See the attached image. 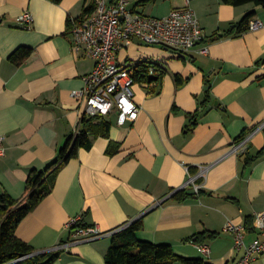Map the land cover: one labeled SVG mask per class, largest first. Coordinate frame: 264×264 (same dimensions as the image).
Masks as SVG:
<instances>
[{
	"label": "crops",
	"instance_id": "0c3cea01",
	"mask_svg": "<svg viewBox=\"0 0 264 264\" xmlns=\"http://www.w3.org/2000/svg\"><path fill=\"white\" fill-rule=\"evenodd\" d=\"M90 1L0 0V136L6 146L0 155V195L22 197L30 170L45 168L79 128L82 107L72 92L84 87L95 62L75 52L68 21L80 17ZM129 1L133 10L152 16H165L186 3ZM190 3L209 38L198 48L207 45L208 51L181 58L136 39L119 52L121 61L162 64L166 71L159 91L149 95L147 86L136 84L135 98L142 106L138 119L119 124L117 113H111L109 137L96 138L62 166L52 192L17 227V236L36 250L69 240V220L83 214L85 223L101 231L142 218L139 239L171 244L184 257L213 264H234L242 257L234 234L224 228L229 221L246 226L249 218L255 227L256 213L264 211V128L241 153L230 149L264 122V6ZM27 10L33 15L28 27L19 19ZM252 10L251 22L262 21L260 29L210 41ZM20 46L32 47L33 53L17 65L10 56ZM201 103L207 110L194 122L191 116ZM251 156L255 159L247 165ZM201 166L209 170L200 194L175 200L173 192ZM206 230L218 235L196 241ZM258 235L255 227L247 241ZM111 241L109 234L72 244L52 264H105ZM199 243L210 246L209 254L198 250ZM254 264H264V254Z\"/></svg>",
	"mask_w": 264,
	"mask_h": 264
},
{
	"label": "built area",
	"instance_id": "2783aa9c",
	"mask_svg": "<svg viewBox=\"0 0 264 264\" xmlns=\"http://www.w3.org/2000/svg\"><path fill=\"white\" fill-rule=\"evenodd\" d=\"M19 19L28 27L33 22V15L27 10ZM262 26V21L253 20L250 30H258ZM70 32L75 52L95 62L93 70L84 76V87L72 92L82 107V116L108 117L116 112L119 124L137 120L142 112V106L135 98V85L152 84L136 79L135 65L138 60H119L118 54L122 49L138 39L146 44L164 46L181 58L189 57L196 50L202 53L208 51L207 45L198 48L200 43L207 40V36L190 0H186L183 7L174 8L165 16H152L133 10L129 0H97V6L92 13L84 19L72 20ZM156 72L154 66L148 71L151 76ZM263 128L264 122L254 130L246 132L233 142L230 152L239 154L244 151L253 134ZM5 151L4 136H0V155ZM208 170V166H201L197 173L189 174L186 182L173 194L189 188L199 195ZM82 221L83 214L72 217L67 224L72 231L70 239L52 249L68 250L72 244L93 241L118 230L115 228L101 231L95 225H79ZM255 227L258 228L259 235L248 242L249 232L246 226L232 221L225 225L224 230L235 236V250L244 251L234 264H254L257 257L264 254V211L256 213ZM197 247L204 255L210 252L207 243H199ZM26 257L21 256L8 264H17Z\"/></svg>",
	"mask_w": 264,
	"mask_h": 264
},
{
	"label": "trees",
	"instance_id": "16d2710c",
	"mask_svg": "<svg viewBox=\"0 0 264 264\" xmlns=\"http://www.w3.org/2000/svg\"><path fill=\"white\" fill-rule=\"evenodd\" d=\"M60 3L62 0H50ZM151 0H139V4H145ZM234 6L252 3L256 6H264V0H222ZM97 6V0H91L84 8L83 13L77 19H84L92 13ZM256 11L248 12L239 23L232 24L231 28L224 33H216L210 37V41L221 39L225 36L242 34L250 29L252 18ZM72 19L68 21V28H71ZM209 38H207V41ZM33 53L30 46H20L10 56V60L19 65L24 63ZM154 66L156 73L151 76L148 71ZM166 69L162 64L150 60H138L135 65L136 79L142 82L152 83L148 87V94H155L159 91V85ZM177 85L182 83L179 75L175 76ZM210 89H208L207 100L210 99ZM207 104L201 103L199 109L192 114L195 122L207 110ZM111 121L107 117L82 116L79 128L73 132L66 143L60 148L57 157L45 168H32L29 172L25 193L20 198L11 196L8 192L0 195V264L27 256L17 264H52L53 261L64 251L63 249L36 250L17 236L16 231L20 222L32 212L37 205L47 197L56 184L57 175L63 165L78 156L81 148H91L96 138L109 137ZM115 146L109 147L108 151L113 153ZM255 157L246 159V164H251ZM196 196L189 188L181 189L174 193L173 198L177 201H186ZM252 218L248 219L246 228L248 232H253ZM90 226L83 221L79 224ZM143 227L142 218L127 222L118 227L112 234L111 244L106 252L105 264H176L178 261L184 264H213L202 257H184L178 255L173 246L167 243H154L141 240L137 237V231ZM218 232L203 231L196 235V241L203 242L207 239L215 238Z\"/></svg>",
	"mask_w": 264,
	"mask_h": 264
},
{
	"label": "water",
	"instance_id": "95a60500",
	"mask_svg": "<svg viewBox=\"0 0 264 264\" xmlns=\"http://www.w3.org/2000/svg\"><path fill=\"white\" fill-rule=\"evenodd\" d=\"M173 195V194H172Z\"/></svg>",
	"mask_w": 264,
	"mask_h": 264
}]
</instances>
